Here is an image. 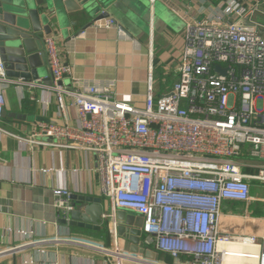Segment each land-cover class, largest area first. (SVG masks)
Masks as SVG:
<instances>
[{"label": "built area", "instance_id": "1", "mask_svg": "<svg viewBox=\"0 0 264 264\" xmlns=\"http://www.w3.org/2000/svg\"><path fill=\"white\" fill-rule=\"evenodd\" d=\"M263 6L264 0H220L204 18L188 21L173 87L154 99L149 76L143 106L117 98L113 79L74 77L56 37L45 35L51 84L8 77L0 58V119L11 83L53 93L57 119L27 135L1 126L0 133L29 145L93 152L100 194L112 209L102 217L115 219L118 209L141 215L144 247L187 256L189 264H264V235L218 228L224 201L248 202L251 181L264 183V23L257 18ZM92 25L128 37L111 16ZM69 106L76 124L68 121ZM53 193L65 215L71 192ZM108 254L115 264L126 257Z\"/></svg>", "mask_w": 264, "mask_h": 264}, {"label": "crops", "instance_id": "2", "mask_svg": "<svg viewBox=\"0 0 264 264\" xmlns=\"http://www.w3.org/2000/svg\"><path fill=\"white\" fill-rule=\"evenodd\" d=\"M219 1L139 0L122 4L109 16L127 32V38L118 37L115 29L94 27L91 20L68 24L48 35L56 37L59 57L74 77L94 82L113 79L117 98L143 106L149 76L154 99L173 87L187 22L204 18ZM38 68L39 78L50 76L46 55ZM70 80L65 76L62 83L70 86ZM4 94L0 126L6 130L27 135L37 123L57 119L54 94L42 87L20 89L11 83ZM66 101L70 103L69 98ZM67 115L68 121L77 123L73 107H68ZM96 165L93 152L29 145L0 133V264H115L116 256L108 254L110 250L130 256L121 257V264H189L187 256L173 258L144 247L142 233L138 252H132L133 243L114 233L113 216L109 231H70L60 222L65 215L54 206L55 188L100 197L107 214H112L111 205L100 194ZM256 182L262 192L253 193L251 187L250 201H224L218 222L221 232L257 238L264 235V183ZM147 249L158 255L157 263L145 256Z\"/></svg>", "mask_w": 264, "mask_h": 264}, {"label": "water", "instance_id": "3", "mask_svg": "<svg viewBox=\"0 0 264 264\" xmlns=\"http://www.w3.org/2000/svg\"><path fill=\"white\" fill-rule=\"evenodd\" d=\"M135 1L139 0H0V58L6 75L20 80L38 79V66L45 55V35L63 30L68 24L76 25L87 20L92 23L108 17L122 4ZM42 81L51 84L50 76ZM69 203L72 209L60 222L70 231L79 228L109 231L110 217H102V214H108L100 197L71 194ZM115 221L118 224L116 235L130 240L135 246L131 251L138 252L143 219L118 209ZM144 254L157 263L158 255L152 250L147 249Z\"/></svg>", "mask_w": 264, "mask_h": 264}, {"label": "rangeland", "instance_id": "4", "mask_svg": "<svg viewBox=\"0 0 264 264\" xmlns=\"http://www.w3.org/2000/svg\"><path fill=\"white\" fill-rule=\"evenodd\" d=\"M257 18H258L259 21L264 23V16H261V15L258 14ZM252 160H254V159H252ZM251 182H252V184H251L252 188L254 189L253 193H256V190L258 191V193L262 192L261 185L258 182H256V181H251ZM254 184L256 185V187H254L255 186Z\"/></svg>", "mask_w": 264, "mask_h": 264}]
</instances>
